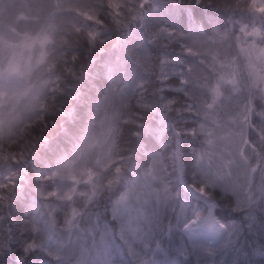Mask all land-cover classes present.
Returning <instances> with one entry per match:
<instances>
[{"label": "trees", "instance_id": "1", "mask_svg": "<svg viewBox=\"0 0 264 264\" xmlns=\"http://www.w3.org/2000/svg\"><path fill=\"white\" fill-rule=\"evenodd\" d=\"M261 9L264 3L256 0H203L199 7L196 0H0L3 42L21 35L46 38L45 60L32 75H37L34 90L40 98L29 118L0 135V264H58L52 243L43 241L49 231L33 232L30 205L35 200L45 214L52 210V236L65 234L72 205L62 207L67 185L59 169L93 139L106 115L114 121L109 163L104 174L97 163H90H95L92 184L100 192L81 217L87 223L89 213L97 212V222L84 226L82 220L78 226L92 239L96 223L109 227L111 232L101 239L116 245L121 258L112 264H186L183 258L192 243L184 234L174 232L179 234L175 241L162 242L158 235H150L149 225L143 233L136 227L129 245V238L118 239L120 223L111 216V206L127 194L132 213L142 212L149 219L159 216L168 224L169 193L181 190L178 169L186 165L192 171V149H198L202 139L198 128L196 136L188 134L201 118L195 106L210 100L209 92L201 97L195 88L212 82L209 75L223 74L227 83L231 72L242 71L245 77L248 72L247 57L244 61L230 51L205 46L230 44L244 52L250 40L244 34L253 28L251 37L259 50L264 49ZM181 79L187 83L180 84ZM216 81L209 91L222 83ZM20 82L0 81V92L12 93L22 86ZM255 93L251 87L238 98L244 111L250 110L247 123L256 130L249 129L248 136L253 143L264 126L259 116L264 104ZM188 104L194 105L193 110L186 111ZM177 131L183 135L177 137ZM177 150L182 164L175 159ZM155 155L161 159V170L153 181L148 170ZM252 162L257 165V159ZM252 178L259 188V167ZM162 190L168 195L160 203ZM111 235L113 239L106 241ZM198 244L199 264H264V235L245 231L227 249ZM209 249L218 250L214 257L206 255ZM70 257L67 264H75L78 256Z\"/></svg>", "mask_w": 264, "mask_h": 264}, {"label": "rangeland", "instance_id": "2", "mask_svg": "<svg viewBox=\"0 0 264 264\" xmlns=\"http://www.w3.org/2000/svg\"><path fill=\"white\" fill-rule=\"evenodd\" d=\"M256 1L264 3V0ZM254 30L256 29L252 28L248 33L244 34L245 38H247V36L250 37V40L244 47V52L242 51L243 47H233L230 44L220 45L212 43L209 46H205V50H215L216 52L220 53H227L228 51H230L237 57H243L244 61H246L247 57L248 65H246V67L248 69V72L246 74V77L244 76V74L242 76V71H236L235 73L231 72V76L227 80V83H225L223 74H220L218 76L209 75V77L213 81L205 83L206 86H203L202 88L196 87L195 90L197 91V94H199L200 96L202 95L201 97H203L204 94L206 96V93L209 92V97L211 99L213 92L218 91L221 100L225 97H233L235 99L236 103L233 106V111L244 112V103H239L238 98L241 96L245 97L252 87L256 90L255 95H257L258 93L261 98L262 104H264V89H262L264 84L261 87V83L264 82V49L259 50L257 41H255L254 37H251L256 32ZM45 46L46 38L39 36L27 37L21 35L13 41L5 40L4 42L0 39L1 83L6 79H13L16 81L19 80L21 81L20 84L23 83L21 87L18 85L19 89L12 91V93L6 94L2 91L0 92V135L7 134L8 130L16 126L21 120L29 118L32 114L33 109L38 99L40 98L39 94H36V91L34 90V88H37L39 84V82H35V78L37 75L33 78L32 75H34L33 70H36V68L45 60ZM250 51H255L256 53L254 52L249 56ZM234 62L236 63L235 60ZM232 69L233 68L231 67L230 70ZM216 70L218 69L216 68ZM239 73L240 75L237 76L236 74ZM221 80V84L216 83L214 88L209 91V88L213 82H220ZM249 112L250 110L247 113L249 114ZM202 118L203 113L201 112L200 120ZM211 120L212 117L209 116L208 120L206 121L209 126H211ZM113 123L114 121L112 116L106 115L98 131L95 135H93V139L84 147V149L78 154L75 159L65 162L59 169L62 181L65 185H67L66 191L64 192V194H62L61 197V200H63L64 202L62 207L65 208L72 205L67 211L68 217L66 218V221L69 226L67 228V231L66 228L64 229L66 231L64 235L63 233L60 235V237L56 235L57 238L52 236V234L54 233L53 230L55 229V219L51 213L52 210L47 211L49 214H45L35 200H33L30 205L31 213L29 219L33 225V232H38L40 229V231H42V228H46V230L49 231V235H47L46 238L43 239V241L53 244H51V246L54 250H56V253L54 254L60 257L58 264H67V258H69V256H71L70 258H72V256H78L75 264H112L114 259L120 258L119 251H116L117 246L105 244L103 242V239H101L102 236L104 237V235L111 232L108 226L100 224L99 227L96 223L97 228L94 229L96 237L93 239L87 235H84L83 231L78 226V222H82V220L84 222V226H86V224L88 226V224L97 222V212H95V214L93 215L89 213L91 217L87 223H85V219H82L81 217L88 206L94 205L95 202H97L96 199L100 190L98 191V189L95 188L92 184L91 180L93 179L94 172L91 166L97 163V165L101 168V174H104L107 171V164L109 163L112 137L114 132ZM241 139L242 138L238 135L233 137L232 143L234 147H240ZM94 150L95 152L92 153V151ZM91 154H93L94 159ZM245 155L248 157L252 164V161L257 159L256 153H254L249 147L245 149ZM92 162L95 163L90 165V163ZM85 167H87V169H85ZM160 170L161 159L158 155H155L152 167L150 170H148V175L151 179H153V181L157 180L158 171ZM57 174L59 173L57 172ZM252 175V173H249L248 175V179L251 181L250 187L253 191L258 192L259 188L256 187L258 185L252 183ZM239 178L241 180V183L243 184L245 182V176L240 173ZM160 195L161 200L159 202H165V199L167 200L168 192L166 193L164 190H162V193H160ZM117 213L120 216H123V221L120 219L121 217ZM149 214H151V209ZM117 215L119 218L116 217ZM111 216L120 223L119 230L117 232L118 239L121 238L123 241H127L129 238V245L132 244V233L134 231V228L137 227L138 231H140V233H143L146 226L149 225V218L144 217L142 212L132 213V198L129 199L127 194L121 196L118 200L112 203ZM175 234L177 233L173 234L171 238L172 241H175V239L178 238L179 234ZM184 237L188 242H190L186 235H184ZM139 238H141V236H139ZM139 238L135 239L140 240ZM112 239L113 237L111 235V237L106 241ZM161 240L163 242L164 239ZM198 241L205 242L208 247H215L217 245H220V243L218 242H213L211 237H204ZM129 247L130 246H128V253ZM200 253L201 245L198 244L195 248H193L192 246L191 252L187 255L188 258H183L185 260L184 262L186 264H197Z\"/></svg>", "mask_w": 264, "mask_h": 264}, {"label": "snow or ice", "instance_id": "3", "mask_svg": "<svg viewBox=\"0 0 264 264\" xmlns=\"http://www.w3.org/2000/svg\"><path fill=\"white\" fill-rule=\"evenodd\" d=\"M202 3L203 0H196L197 7ZM179 83L186 84L187 81L181 79ZM235 103L233 97L221 100L219 92L214 91L207 103L195 106L203 113V118L188 132L196 136L198 128L202 137L199 148L192 149V171L189 173L186 165L178 169L181 190L169 193L166 204L171 219L165 225L159 216L150 218V235L171 239L174 232H180L187 236L193 248L197 246L196 241L211 237L213 242L220 243L222 249L235 246L245 231L258 237L264 235V167H260V162L264 161V126L253 143L248 131L256 129L247 123V110H232ZM193 108V104H188L186 111ZM209 116L212 117L211 126L206 123ZM259 116L264 124V112ZM175 135L180 137L183 134L177 131ZM237 135L242 138L239 148L232 143ZM248 147L256 153L257 165L245 155ZM175 159L183 163L179 150ZM258 167L262 180L259 191L255 192L250 187L248 175L255 174ZM240 173L245 176L243 184ZM217 251L209 249L206 255L214 257Z\"/></svg>", "mask_w": 264, "mask_h": 264}]
</instances>
